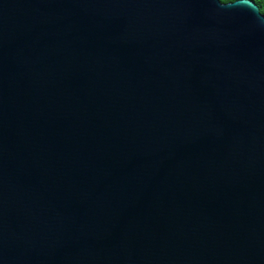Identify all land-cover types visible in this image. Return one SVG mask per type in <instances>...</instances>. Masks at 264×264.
<instances>
[{
  "label": "water",
  "instance_id": "95a60500",
  "mask_svg": "<svg viewBox=\"0 0 264 264\" xmlns=\"http://www.w3.org/2000/svg\"><path fill=\"white\" fill-rule=\"evenodd\" d=\"M0 264H264L253 1L0 0Z\"/></svg>",
  "mask_w": 264,
  "mask_h": 264
},
{
  "label": "trees",
  "instance_id": "16d2710c",
  "mask_svg": "<svg viewBox=\"0 0 264 264\" xmlns=\"http://www.w3.org/2000/svg\"><path fill=\"white\" fill-rule=\"evenodd\" d=\"M221 3H228L235 0H219ZM256 4L259 8L260 13L264 16V0H251Z\"/></svg>",
  "mask_w": 264,
  "mask_h": 264
}]
</instances>
